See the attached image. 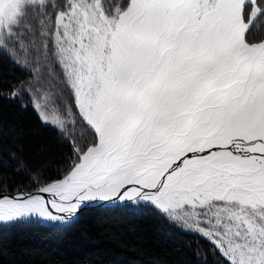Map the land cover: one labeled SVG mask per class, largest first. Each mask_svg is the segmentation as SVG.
Segmentation results:
<instances>
[{
  "label": "snow or ice",
  "instance_id": "6c2138e0",
  "mask_svg": "<svg viewBox=\"0 0 264 264\" xmlns=\"http://www.w3.org/2000/svg\"><path fill=\"white\" fill-rule=\"evenodd\" d=\"M0 56L71 149L0 222L152 208L219 264H264V0H0Z\"/></svg>",
  "mask_w": 264,
  "mask_h": 264
},
{
  "label": "trees",
  "instance_id": "16d2710c",
  "mask_svg": "<svg viewBox=\"0 0 264 264\" xmlns=\"http://www.w3.org/2000/svg\"><path fill=\"white\" fill-rule=\"evenodd\" d=\"M28 80L26 70L0 56V194L35 192L33 173L57 179L71 152L42 124L29 93L7 98L12 85ZM210 247L180 222L130 205L85 210L59 229L36 221L0 224V264H219Z\"/></svg>",
  "mask_w": 264,
  "mask_h": 264
},
{
  "label": "water",
  "instance_id": "95a60500",
  "mask_svg": "<svg viewBox=\"0 0 264 264\" xmlns=\"http://www.w3.org/2000/svg\"><path fill=\"white\" fill-rule=\"evenodd\" d=\"M20 193H21V192H20ZM23 193L28 194V193H35V192H23ZM18 194H19V193H15V194H4V193H2V194H0V196H4V195H8V196H17ZM45 196L47 197V194H45ZM121 206H123V205H121ZM94 207H118V206H111V205H109V204H107V203H104V202L93 203V204H90L88 207H85V208L79 213L78 217H77L75 220L70 221V222H69L68 224H66V225H58V224H55V223H51V224H49V223H42V222H40V223L44 224L45 226L51 227V228H56V229L64 228V227L70 226V225L74 224L76 221H78L79 218H80V216H81V214H82L85 210H88V209H91V208H94ZM0 224H4V225H14V224H16V223H11V222H10V223H8V222H0Z\"/></svg>",
  "mask_w": 264,
  "mask_h": 264
},
{
  "label": "rangeland",
  "instance_id": "374dc122",
  "mask_svg": "<svg viewBox=\"0 0 264 264\" xmlns=\"http://www.w3.org/2000/svg\"><path fill=\"white\" fill-rule=\"evenodd\" d=\"M130 206H131V205H130ZM76 222H77V221H76ZM76 222H75V223H76Z\"/></svg>",
  "mask_w": 264,
  "mask_h": 264
},
{
  "label": "bare ground",
  "instance_id": "6f19581e",
  "mask_svg": "<svg viewBox=\"0 0 264 264\" xmlns=\"http://www.w3.org/2000/svg\"><path fill=\"white\" fill-rule=\"evenodd\" d=\"M8 223H10V222H8Z\"/></svg>",
  "mask_w": 264,
  "mask_h": 264
}]
</instances>
